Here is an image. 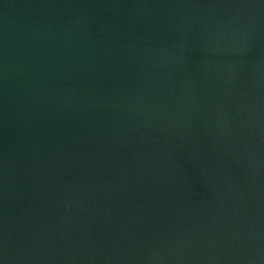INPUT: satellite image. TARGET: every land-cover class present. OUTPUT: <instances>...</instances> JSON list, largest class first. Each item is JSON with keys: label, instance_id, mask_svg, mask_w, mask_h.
<instances>
[{"label": "water", "instance_id": "water-1", "mask_svg": "<svg viewBox=\"0 0 264 264\" xmlns=\"http://www.w3.org/2000/svg\"><path fill=\"white\" fill-rule=\"evenodd\" d=\"M0 264H264V0H0Z\"/></svg>", "mask_w": 264, "mask_h": 264}]
</instances>
